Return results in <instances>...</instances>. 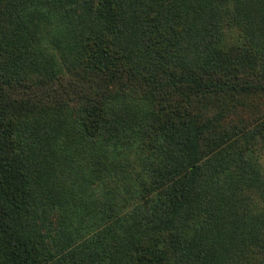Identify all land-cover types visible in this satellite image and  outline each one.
<instances>
[{
	"label": "trees",
	"instance_id": "trees-1",
	"mask_svg": "<svg viewBox=\"0 0 264 264\" xmlns=\"http://www.w3.org/2000/svg\"><path fill=\"white\" fill-rule=\"evenodd\" d=\"M256 145L264 0H0V264H264Z\"/></svg>",
	"mask_w": 264,
	"mask_h": 264
},
{
	"label": "rangeland",
	"instance_id": "rangeland-1",
	"mask_svg": "<svg viewBox=\"0 0 264 264\" xmlns=\"http://www.w3.org/2000/svg\"><path fill=\"white\" fill-rule=\"evenodd\" d=\"M254 155L260 161V163L264 165V146L263 145H256L254 147ZM139 158L140 157L138 153L132 150L128 152V155L126 157L120 158V160L124 164V167L119 168L118 174H115V175L111 174L109 176L108 181L106 179L107 181L106 184L108 185V187H110L111 185L114 187L113 191L109 193V200L113 201L115 200V197L119 196V197H129V199L131 200V203H129V205H131L133 202L136 201V198L134 197L132 199L130 198V195H128L130 191L125 186L124 187L121 186V184L124 181L125 176L128 175V172L132 171L131 169L132 165L134 167L136 164H138ZM114 178H118L117 183L114 182Z\"/></svg>",
	"mask_w": 264,
	"mask_h": 264
}]
</instances>
